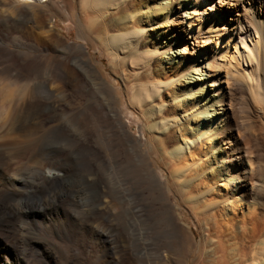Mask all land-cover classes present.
<instances>
[{
  "label": "bare ground",
  "instance_id": "1",
  "mask_svg": "<svg viewBox=\"0 0 264 264\" xmlns=\"http://www.w3.org/2000/svg\"><path fill=\"white\" fill-rule=\"evenodd\" d=\"M53 1L0 0L25 22L11 43L57 53L19 59L0 43L1 250L23 245L15 252L22 264H62L40 234L58 232L60 213L71 215L78 192L70 181L73 161L40 160L46 138L60 130L72 152L87 157L86 172L100 176L101 195L117 201L100 203V215L111 222L110 204H117L132 225L121 233L119 264H264V0H60L78 37L102 51L109 72L36 9H51ZM58 77L73 78L84 92L88 86L96 98L71 101L55 84ZM125 101L142 119L143 143L125 130ZM48 107L72 126L44 129ZM90 117L123 143L101 128L93 139L81 123ZM28 150L36 160L30 187L16 160ZM157 167L163 186L156 183ZM46 215L44 226L34 228L31 221ZM108 226L96 228L91 245L109 241L115 226ZM70 246L64 264H79L81 247ZM0 264L12 262L0 253Z\"/></svg>",
  "mask_w": 264,
  "mask_h": 264
},
{
  "label": "rangeland",
  "instance_id": "2",
  "mask_svg": "<svg viewBox=\"0 0 264 264\" xmlns=\"http://www.w3.org/2000/svg\"><path fill=\"white\" fill-rule=\"evenodd\" d=\"M1 1L13 3V0H1ZM37 7L38 8H36V9H38V10L40 9L42 13H46V16L49 17V18H47L48 21L50 19L53 20L54 28H56V30L58 32L60 31L65 36L68 43L74 44L75 49H82V50L88 52L96 62L102 64V66L105 68L106 72H109V67L107 66V59L106 58H104L103 60L101 59L102 54H103L102 51L100 49L95 50V48L92 44H90V43L86 42L85 40H82L78 37L77 22L74 19H71L69 17V15L67 14V11H65L63 9L62 3L60 2V0H54L53 3L51 2V9L44 7L42 4L37 5ZM9 17L11 18L10 20L7 19ZM3 18H5L6 20H3ZM23 21L24 20H22V19H17V17L15 15L12 16L10 12L5 10V8L0 7V40L2 38L0 43H4V45L6 47H8L12 51H15L17 54L19 52V54L17 55V56H19L18 57L19 59H21L20 57L26 58L30 54H37V55H44V56H50V55L57 54L56 52L50 51V50L49 51L45 50L42 52L32 50V49L30 50V48H28L27 46H23V47L22 46H16L15 44H13V42L11 43V41H9V40H11V38L13 36L20 35V32H22V30H23L22 25H24V23H25V22L23 23ZM32 25H33L32 22H26V27L33 28ZM36 30H37V28H36ZM5 58H9V56H7ZM12 80L14 82V79H11V81ZM37 80H38L37 83L34 82L33 86H35V85L37 86L38 83H41V81L39 79H37ZM65 80H66V82H65ZM65 80L62 77L61 78L58 77L55 80L56 81L55 84L58 87H60L61 91L65 92L64 94H66V96L71 101L84 103V101H87L88 97L90 99L93 92H91L92 90L89 89L88 86H86V87L84 86V88H85V92H84V89L81 88V87H83V85H80L79 83L75 82V80H73V78H68V79L65 78ZM108 81L110 83H115L116 87L121 88V86H122L121 82L119 80H115V78L112 75H108ZM59 83L64 84V86L60 85ZM78 85H80V86H78ZM39 86H40V84H38L37 87H39ZM66 86H67V88H66ZM63 87H65V88H63ZM79 87H80V90H79ZM87 89H89L91 91H88ZM66 90H67V92H66ZM94 96L92 95V97H94ZM54 97H53L54 101H58V99H57L58 96L56 95ZM92 97H91V100L96 98V96L93 99H92ZM40 100L41 101L43 100V102H49L48 98H45V99L40 98ZM121 108H122L121 119L125 125L124 126L126 128L125 130L128 133H130V135L132 137H134L135 139H137L138 141L143 143L144 140L146 139V136L142 132V128H141L142 119H141L140 115L133 108L128 106L127 101L124 102V104L121 106ZM43 116H45V118L47 116L51 117L50 120H48L47 118H46L47 119L46 121L44 120V129L48 126H53V125L58 126L60 123L61 124H67L68 126H72V121H70V119H68V117L65 118L64 114L53 115V112L50 111L49 107L46 108L45 110H43ZM81 123H83V126L85 125L86 129L91 133L93 139H94L95 135L97 133H99L98 131H100V128L103 132L107 130V129L103 128L98 121H94V119L92 117L88 118L87 120H84ZM43 133H44V131H43ZM61 133L62 132L60 130H56L55 133L51 134L52 136H49L46 138L45 142L43 143V147H42V150L40 153V157H41L40 160L41 161H48V160L73 161L75 168H74V174L71 175V177H70V179H71L70 181L73 182V184L77 185L78 192H77V195H75V200H74L75 202L73 203V205L71 204V206H72L71 211L68 209L70 211L71 215L69 214L70 216L68 217V214L61 211L60 218H61V220H63V222L58 221L59 222V224H58L59 226H58V230H57L58 232L56 233V231H47V232L45 231L46 233L45 232L42 233L43 232L42 231V232H40V234L43 237H46L49 239V242L52 245H54L53 248L55 250L57 248L56 251L59 254L58 255L59 256L58 263L59 262L62 264L65 263V260H66V256H65L66 254L65 253H66V251L68 253V250H69L68 246L71 245L70 247H75V246L81 247L80 250H82V252L79 251L81 254L78 253L79 257H80L79 261L81 260L79 262V264L80 263L81 264H119L118 262L120 259V251H121L122 243H123L122 238H121V233L125 232L124 234H126V231L130 232L132 230V225H130V223H129L130 221L128 220V218L124 219L119 214L122 211L120 209L119 205H117V204L115 206L111 205V204H114L115 202H117L115 199L113 200V198L110 196L104 197L101 195L102 190L105 188L103 187V182L101 181L100 176H98V177L94 176V175H96L95 169L92 171L90 170V172H86L88 169H86V167L84 165V161H88V159L86 160L87 157L82 152H80V153L72 152V147L70 145L71 142L69 144L68 136L66 134H65L66 135L65 136L64 133H62V134ZM109 133H110V131H108V130L105 132V134L107 135V137L110 140L114 139L118 143L119 142L123 143V141L121 142L120 137L114 136L112 132L110 134ZM111 137H112V139H111ZM123 146H126V145H123ZM146 154H147L145 156L146 161H152L149 157H147L148 152H146ZM33 157L34 156H32L31 152L28 150V151L24 152L22 154V156H20L16 159L17 161H19L20 163L22 162V164H23L22 170L23 171L25 170V172H22V170H21V172L19 171L21 174H23L20 177L26 178L25 181L29 187L31 186V184L33 183V180H34V178H32V177H34L33 176L34 170L31 171V169H33V168L30 167L32 165V162L36 161ZM28 164H29V166H28ZM24 166L27 168L25 169ZM80 167H81V169H80ZM75 169H76V171H75ZM80 170H82L81 171L82 174L80 173ZM111 172H112L111 170H108L107 172H105L103 174V176L105 177L106 174H109ZM163 173L164 172L159 167L155 168L154 174L156 176V183L160 186H163V182H162L163 178H164ZM91 177H92V180H91ZM27 179L29 181H27ZM80 181L81 182L83 181V182L81 183ZM28 183H30V184H28ZM155 195H156V192H155ZM101 196H102V198H99ZM169 198L172 202H174V203L177 202L176 198H174L173 195H171ZM78 201H79V203H78ZM100 203H101V206L104 203H111L110 208L114 209V211H115V214H114L113 218L111 219V222L114 224L115 227H114V231L110 232V234L108 233L110 236L109 241L103 242L100 244L91 245L90 239L94 240V238H96L98 236L97 232L95 231L96 228H98V226H99L100 228L108 229L107 227H109L108 225L111 223L105 217L100 215V213H101L100 211L102 210L99 208ZM116 206H117L118 210H117V208H115ZM95 207H97V208L94 209ZM98 209H99V211H97ZM88 212H90V213H88ZM182 212H183V216H184L185 220L188 223H190L193 227V230L196 231L197 228H196L193 220L190 218L189 214L187 213V211L185 209H182ZM47 216L49 217V215L37 216L32 221L31 220L30 221L32 222L34 228L35 227H43L45 223L42 224V222H45ZM67 218H69V220H67ZM39 222L42 225H40ZM61 223H63V224H61ZM56 226H57V222H56ZM64 226H65V228H64ZM65 230H66V232H68L67 234L71 237L70 240L68 238H65L67 236L66 234H64ZM174 233L176 234L175 231H171L170 236H174L175 235ZM70 241H72L71 244H69ZM112 242H114V243H112ZM23 250H24L23 245L21 247H17V250H13V252H10L8 250H1V247H0V253L7 256L8 260L11 261L12 264H22L17 258H15V252H17V251L23 252ZM38 252H39V249H38Z\"/></svg>",
  "mask_w": 264,
  "mask_h": 264
}]
</instances>
